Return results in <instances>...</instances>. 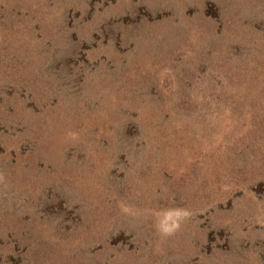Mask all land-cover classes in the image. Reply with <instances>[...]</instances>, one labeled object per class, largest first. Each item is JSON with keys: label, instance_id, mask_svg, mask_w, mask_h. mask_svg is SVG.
<instances>
[{"label": "rangeland", "instance_id": "1", "mask_svg": "<svg viewBox=\"0 0 264 264\" xmlns=\"http://www.w3.org/2000/svg\"><path fill=\"white\" fill-rule=\"evenodd\" d=\"M0 264H264V0H0Z\"/></svg>", "mask_w": 264, "mask_h": 264}, {"label": "clouds", "instance_id": "2", "mask_svg": "<svg viewBox=\"0 0 264 264\" xmlns=\"http://www.w3.org/2000/svg\"><path fill=\"white\" fill-rule=\"evenodd\" d=\"M184 215H187V213H184ZM176 226L178 227V225H176ZM168 231H170V229H165V232H168Z\"/></svg>", "mask_w": 264, "mask_h": 264}]
</instances>
